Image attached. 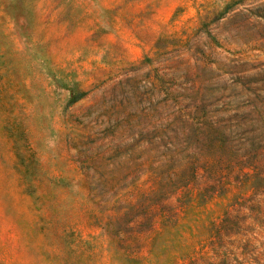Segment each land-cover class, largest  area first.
Listing matches in <instances>:
<instances>
[{
    "label": "rangeland",
    "instance_id": "1",
    "mask_svg": "<svg viewBox=\"0 0 264 264\" xmlns=\"http://www.w3.org/2000/svg\"><path fill=\"white\" fill-rule=\"evenodd\" d=\"M194 261L264 264V0H0V264Z\"/></svg>",
    "mask_w": 264,
    "mask_h": 264
},
{
    "label": "trees",
    "instance_id": "2",
    "mask_svg": "<svg viewBox=\"0 0 264 264\" xmlns=\"http://www.w3.org/2000/svg\"><path fill=\"white\" fill-rule=\"evenodd\" d=\"M79 99V97H75V98H73L72 100H71V102L73 103V102H75V101H77ZM196 262L194 261V262H191L190 264H195Z\"/></svg>",
    "mask_w": 264,
    "mask_h": 264
}]
</instances>
